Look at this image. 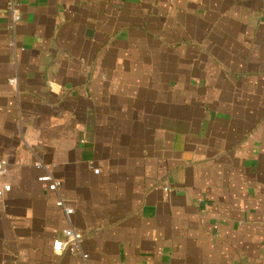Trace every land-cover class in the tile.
<instances>
[{
  "label": "crops",
  "instance_id": "0c3cea01",
  "mask_svg": "<svg viewBox=\"0 0 264 264\" xmlns=\"http://www.w3.org/2000/svg\"><path fill=\"white\" fill-rule=\"evenodd\" d=\"M14 1L0 264H264V0Z\"/></svg>",
  "mask_w": 264,
  "mask_h": 264
},
{
  "label": "built area",
  "instance_id": "2783aa9c",
  "mask_svg": "<svg viewBox=\"0 0 264 264\" xmlns=\"http://www.w3.org/2000/svg\"><path fill=\"white\" fill-rule=\"evenodd\" d=\"M9 14H10V31L15 34L18 23L21 21V12L18 5L14 0L9 2ZM17 84V79L13 78L10 80V85L15 87ZM36 169L43 171L37 178V181L41 184L46 185L47 190L50 193H59L62 182L55 178L53 173L48 167L43 165V163L38 162L36 164ZM9 170V162L5 159L0 160V178L7 175ZM98 174L99 170H95ZM12 187L10 184H3L0 186V201L4 199L6 194L10 193ZM57 206L62 208L66 216L70 218L73 214V210L68 208L62 198L57 201ZM64 240H56L53 243V250L57 254H63L65 252L73 256H78L82 260V264H93L90 260V255L83 250L84 235L83 233L74 230L73 228H68L63 231Z\"/></svg>",
  "mask_w": 264,
  "mask_h": 264
}]
</instances>
